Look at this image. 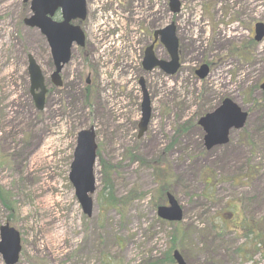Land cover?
<instances>
[{"label": "rangeland", "instance_id": "obj_1", "mask_svg": "<svg viewBox=\"0 0 264 264\" xmlns=\"http://www.w3.org/2000/svg\"><path fill=\"white\" fill-rule=\"evenodd\" d=\"M177 2L173 14L168 0H86L84 48L72 47L56 88L44 38L23 23L29 3L0 0V227L19 234L16 264H167L173 250L186 264H264V248L235 228L245 219L264 229V38L251 44L264 0ZM171 23L177 72H145L153 32ZM27 56L44 78L41 111ZM154 56L169 61L159 41ZM139 79L150 104L140 137ZM224 99L248 117L207 151L197 123ZM91 127L97 164L87 217L68 172L77 134ZM166 193L182 210L177 224L157 217Z\"/></svg>", "mask_w": 264, "mask_h": 264}, {"label": "water", "instance_id": "obj_2", "mask_svg": "<svg viewBox=\"0 0 264 264\" xmlns=\"http://www.w3.org/2000/svg\"><path fill=\"white\" fill-rule=\"evenodd\" d=\"M29 3L31 15L23 23L26 27L36 29L49 48L50 57L54 71L50 75L53 86L59 88L62 85L60 73L63 67L70 60V52L73 45L83 48L84 35L79 26L70 23L75 20L83 21L86 16L85 0H23ZM170 11L178 12L177 0H168ZM56 12L60 13L61 21L52 20ZM264 37V25H254L253 40L261 42ZM159 40L169 56V61L157 60L153 53V44L144 50L142 68L150 72L158 68L167 76L174 75L178 68V41L175 37V27L171 23L164 29L153 33V40ZM208 66L202 65L195 75L199 79L207 76ZM27 74L29 78V91L37 111L44 106L46 88L41 71L33 58L27 56ZM88 84V81H86ZM142 100L140 104V120L137 125L138 137L147 128L150 118L149 98L145 90L143 79H139ZM264 93V81L260 85ZM247 114L242 111L234 102L224 99L211 113L201 117L197 125L204 133L203 144L208 151L214 147L223 146L228 143V136L231 130H240L244 127ZM96 165V143L94 128L80 131L76 136L75 147L69 166L68 181L71 184L77 202L82 213L89 217L91 215L92 200L90 195L95 191L94 168ZM166 206H160L156 210L158 219L168 223H178L182 219V210L172 195H166ZM21 251L20 237L17 231L4 224L0 227V257L4 264H16ZM172 259L175 264H185L181 255L173 251Z\"/></svg>", "mask_w": 264, "mask_h": 264}, {"label": "trees", "instance_id": "obj_3", "mask_svg": "<svg viewBox=\"0 0 264 264\" xmlns=\"http://www.w3.org/2000/svg\"><path fill=\"white\" fill-rule=\"evenodd\" d=\"M251 44L253 45V42H251ZM244 49V50H243ZM242 50H238V52H242V54H244L245 48H243ZM107 167L105 165H102V175L104 178V182L109 184L108 182L105 181V179H107V175H108V171H107ZM5 199L3 197V193L0 189V200ZM4 201V200H3ZM3 204H5V202H3ZM241 223H239L235 228H238L237 230L243 232L244 235L247 236H252V240L254 241V246L259 248H264V229L261 230V224L262 222L260 221H254L251 224H248L247 221L244 219L240 220ZM176 237L173 236L171 239V243L173 244L175 241ZM259 245V247H258ZM167 264H174L173 260L171 258V256L168 255L167 257Z\"/></svg>", "mask_w": 264, "mask_h": 264}, {"label": "flooded vegetation", "instance_id": "obj_4", "mask_svg": "<svg viewBox=\"0 0 264 264\" xmlns=\"http://www.w3.org/2000/svg\"><path fill=\"white\" fill-rule=\"evenodd\" d=\"M60 14H59V12H57V13H55V15H54V17H53V21H55V22H60L61 20H60ZM85 20V19H84ZM83 20V21H84ZM83 21H79V20H75V21H72L70 24L71 25H73V26H76V25H79V27H80V25H81V23L83 22ZM84 34V33H83ZM157 41H154L153 40V38H152V44H153V51H154V45H155V43H156ZM82 49V48H81ZM50 56V55H49ZM50 60H51V58H50ZM51 65H52V68H53V63H52V61H51ZM50 80V79H49ZM50 82H51V80H50ZM31 95V94H30ZM32 96V95H31Z\"/></svg>", "mask_w": 264, "mask_h": 264}, {"label": "bare ground", "instance_id": "obj_5", "mask_svg": "<svg viewBox=\"0 0 264 264\" xmlns=\"http://www.w3.org/2000/svg\"><path fill=\"white\" fill-rule=\"evenodd\" d=\"M196 24H197V22L194 20V21H193V26H195Z\"/></svg>", "mask_w": 264, "mask_h": 264}]
</instances>
